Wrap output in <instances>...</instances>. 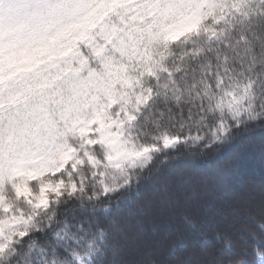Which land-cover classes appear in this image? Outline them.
<instances>
[{
  "label": "clouds",
  "instance_id": "clouds-1",
  "mask_svg": "<svg viewBox=\"0 0 264 264\" xmlns=\"http://www.w3.org/2000/svg\"><path fill=\"white\" fill-rule=\"evenodd\" d=\"M257 143L264 162V12L234 0H0V219L21 218L25 233L5 264L30 246L23 221L51 231L72 185L109 230L179 173Z\"/></svg>",
  "mask_w": 264,
  "mask_h": 264
},
{
  "label": "trees",
  "instance_id": "trees-1",
  "mask_svg": "<svg viewBox=\"0 0 264 264\" xmlns=\"http://www.w3.org/2000/svg\"><path fill=\"white\" fill-rule=\"evenodd\" d=\"M124 2L112 0L113 7ZM241 2L246 14L264 12L263 0ZM262 185L259 144H236L193 173H179L125 216L112 219L104 231L94 216L83 213L78 189L70 188L59 216L44 221L51 231L31 222L34 235L21 250V264L34 259L77 264L81 255H90L91 264H104L109 255L113 264H258L264 254ZM9 253L10 248L0 264Z\"/></svg>",
  "mask_w": 264,
  "mask_h": 264
},
{
  "label": "rangeland",
  "instance_id": "rangeland-1",
  "mask_svg": "<svg viewBox=\"0 0 264 264\" xmlns=\"http://www.w3.org/2000/svg\"><path fill=\"white\" fill-rule=\"evenodd\" d=\"M264 1V0H263ZM235 5L237 6L238 10H242V2L241 0H237L235 2ZM226 103V101L224 102ZM217 106H221V102H217ZM163 143L164 146L167 147L173 143H175V138L169 139L167 136L163 137ZM156 146L153 145H146L141 152H129V156H136L139 157L140 155H147L148 151L150 149L155 148ZM71 189L75 190L77 187L75 185H72L70 187ZM24 187L17 186V191H23ZM54 192L57 191V189H53ZM59 195V193H57ZM5 197L2 191H0V206L3 205ZM48 198L45 197L42 201L41 204L46 208L48 207ZM21 218H16V219H9L7 217H4L0 219V256H3L7 250L10 248L11 244L15 242L14 236L15 235H24V232H18V230L14 227L16 224L20 222ZM25 225H30L32 220L31 218L24 220L23 221ZM92 263V258L90 255H81L78 258L77 264H91ZM258 264H264V254H260L258 257Z\"/></svg>",
  "mask_w": 264,
  "mask_h": 264
}]
</instances>
